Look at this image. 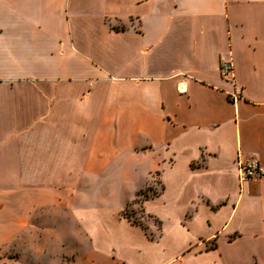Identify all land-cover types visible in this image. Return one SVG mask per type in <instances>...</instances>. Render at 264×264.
Here are the masks:
<instances>
[{
  "label": "crops",
  "instance_id": "crops-1",
  "mask_svg": "<svg viewBox=\"0 0 264 264\" xmlns=\"http://www.w3.org/2000/svg\"><path fill=\"white\" fill-rule=\"evenodd\" d=\"M239 155L264 167V0H0V237L63 208L90 246L71 264H264ZM139 178L154 240L131 200L89 203Z\"/></svg>",
  "mask_w": 264,
  "mask_h": 264
},
{
  "label": "rangeland",
  "instance_id": "rangeland-1",
  "mask_svg": "<svg viewBox=\"0 0 264 264\" xmlns=\"http://www.w3.org/2000/svg\"><path fill=\"white\" fill-rule=\"evenodd\" d=\"M144 184L143 179L139 178L120 188L118 181L107 179L100 186L96 185L89 194V203L96 202L95 206L99 208L98 202L107 200L111 206L110 212H113L130 201L135 190ZM82 188V181L73 179L72 192L75 197H78L77 192ZM157 191V187L140 189L137 197L123 208L131 216V220L135 219L153 236L158 234L157 223L143 213L141 199ZM66 218H70L69 212L63 208L41 209L30 213L27 226L21 234L10 241L0 237V264H71L73 260L81 259L90 250V246L79 235L75 222Z\"/></svg>",
  "mask_w": 264,
  "mask_h": 264
},
{
  "label": "built area",
  "instance_id": "built-area-1",
  "mask_svg": "<svg viewBox=\"0 0 264 264\" xmlns=\"http://www.w3.org/2000/svg\"><path fill=\"white\" fill-rule=\"evenodd\" d=\"M219 75L224 81H233V68L229 61H220ZM233 99H236L235 95H233ZM236 167L241 181L258 180L264 177V167L260 166L253 157L237 156Z\"/></svg>",
  "mask_w": 264,
  "mask_h": 264
},
{
  "label": "trees",
  "instance_id": "trees-1",
  "mask_svg": "<svg viewBox=\"0 0 264 264\" xmlns=\"http://www.w3.org/2000/svg\"><path fill=\"white\" fill-rule=\"evenodd\" d=\"M155 195H156V193H153L151 196H155ZM147 197H149V196H144V197L141 199V201L145 200ZM120 216L123 217V218H125V219H127L131 224H133V225H138V226H140L143 230L146 231V229L143 228L139 223H137L135 219H132V220H131V216L128 215V213H127V211H126L125 209H124L123 211L120 212ZM146 217L149 218V219H152L153 221H155V222L157 223V229L159 230V228H160V223H159L158 221H156L155 219H153V218H152L151 216H149V215H147ZM148 237H149V239H151V240H154V239L156 238V236H153L152 234H149Z\"/></svg>",
  "mask_w": 264,
  "mask_h": 264
}]
</instances>
